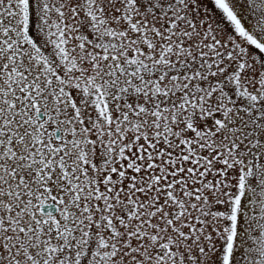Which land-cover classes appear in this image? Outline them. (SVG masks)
<instances>
[{"label": "snow or ice", "instance_id": "obj_1", "mask_svg": "<svg viewBox=\"0 0 264 264\" xmlns=\"http://www.w3.org/2000/svg\"><path fill=\"white\" fill-rule=\"evenodd\" d=\"M0 264H264V0H0Z\"/></svg>", "mask_w": 264, "mask_h": 264}]
</instances>
